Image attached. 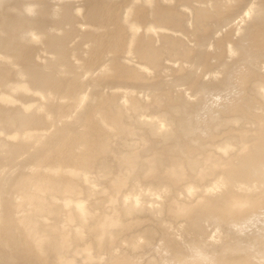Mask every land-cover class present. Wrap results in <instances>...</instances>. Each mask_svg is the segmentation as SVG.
Returning a JSON list of instances; mask_svg holds the SVG:
<instances>
[{
  "label": "bare ground",
  "instance_id": "obj_1",
  "mask_svg": "<svg viewBox=\"0 0 264 264\" xmlns=\"http://www.w3.org/2000/svg\"><path fill=\"white\" fill-rule=\"evenodd\" d=\"M0 264H264V0H0Z\"/></svg>",
  "mask_w": 264,
  "mask_h": 264
}]
</instances>
